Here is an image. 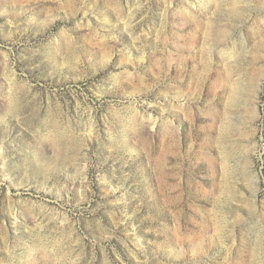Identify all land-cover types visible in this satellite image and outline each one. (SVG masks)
Returning <instances> with one entry per match:
<instances>
[{
	"label": "rangeland",
	"instance_id": "rangeland-1",
	"mask_svg": "<svg viewBox=\"0 0 264 264\" xmlns=\"http://www.w3.org/2000/svg\"><path fill=\"white\" fill-rule=\"evenodd\" d=\"M0 264H264V0H0Z\"/></svg>",
	"mask_w": 264,
	"mask_h": 264
}]
</instances>
